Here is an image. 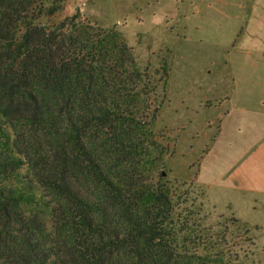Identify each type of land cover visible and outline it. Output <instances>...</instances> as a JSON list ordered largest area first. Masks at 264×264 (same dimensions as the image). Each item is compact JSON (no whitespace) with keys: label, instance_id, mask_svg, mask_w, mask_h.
<instances>
[{"label":"trees","instance_id":"obj_1","mask_svg":"<svg viewBox=\"0 0 264 264\" xmlns=\"http://www.w3.org/2000/svg\"><path fill=\"white\" fill-rule=\"evenodd\" d=\"M66 1L0 0V264H244L163 176L158 105L122 33Z\"/></svg>","mask_w":264,"mask_h":264},{"label":"rangeland","instance_id":"obj_2","mask_svg":"<svg viewBox=\"0 0 264 264\" xmlns=\"http://www.w3.org/2000/svg\"><path fill=\"white\" fill-rule=\"evenodd\" d=\"M76 8L104 27L115 26L145 71L154 92L148 110L158 105L153 131L167 147L163 176L186 181L209 224L222 222L230 244L249 248L244 264H264L262 197L253 204L252 197L205 187V154L218 132L212 117L223 114L233 84L226 60L243 50L256 57L255 50L264 49V0H67L63 14ZM261 64L264 79V59ZM247 91L254 95V89ZM232 215L248 225L250 238L231 223Z\"/></svg>","mask_w":264,"mask_h":264},{"label":"crops","instance_id":"obj_3","mask_svg":"<svg viewBox=\"0 0 264 264\" xmlns=\"http://www.w3.org/2000/svg\"><path fill=\"white\" fill-rule=\"evenodd\" d=\"M194 9L195 5L192 15ZM251 36L256 39V35ZM243 52L241 57L237 54L226 60L233 84L223 99V114L212 117L218 132L205 154L210 176L205 187L215 185L237 196L252 197L255 204L259 197L264 202V79L260 78L264 49H256V57L249 56L252 50ZM247 88L254 89V95L248 94Z\"/></svg>","mask_w":264,"mask_h":264}]
</instances>
